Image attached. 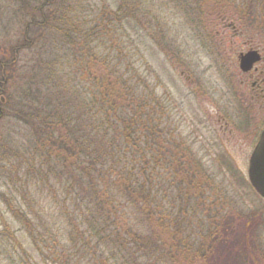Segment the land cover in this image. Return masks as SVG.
<instances>
[{
	"label": "rangeland",
	"instance_id": "374dc122",
	"mask_svg": "<svg viewBox=\"0 0 264 264\" xmlns=\"http://www.w3.org/2000/svg\"><path fill=\"white\" fill-rule=\"evenodd\" d=\"M43 1L0 0V264H92L68 238L66 188L81 180L71 173L77 158L59 149L57 133L41 138L33 125L56 118L79 146L80 117L98 89H113L119 51L165 109V117L155 111L162 136L154 157L164 167L163 211L171 207L185 229L161 231L197 245L217 213L247 216L245 240L259 247L248 264H264V200L247 179L248 143L264 125V104L238 66L250 47L264 56V39L239 17L243 0H140L134 22L131 0ZM38 11L49 22L27 31L40 23ZM178 160L195 178L185 168L172 181L167 169L178 172Z\"/></svg>",
	"mask_w": 264,
	"mask_h": 264
},
{
	"label": "trees",
	"instance_id": "16d2710c",
	"mask_svg": "<svg viewBox=\"0 0 264 264\" xmlns=\"http://www.w3.org/2000/svg\"><path fill=\"white\" fill-rule=\"evenodd\" d=\"M131 1L128 19L134 22L140 0ZM51 2L53 0H44L43 6ZM242 7L244 12H240L239 17L244 24L260 32L263 40L264 0H243ZM36 17L40 23L29 22L27 31L44 28L49 22V17L40 11ZM121 20L115 18L116 22ZM135 49L141 54L136 46ZM124 54L117 52L109 71V76H114L112 90L115 93L98 89L96 102L90 101L89 115L80 117L79 146L56 118L48 116L33 125L41 138L44 135L51 138L57 133L59 149L77 158V168H72L71 173H77L81 180L73 179L68 184L65 198L72 210V214L67 215L71 227L70 246L78 247L77 251L93 259L92 264H248L254 256L259 259L257 240L251 236L250 240H245L248 234L245 238L243 230L245 225L248 227L247 216L217 213L209 220L197 245L187 239L177 241L167 231H161L165 224L175 225L182 232L185 222L181 217L180 222L176 221L178 217L171 207L168 212L163 211V199L167 197V189H163L164 167L154 157L157 155L154 150L162 136L155 111L161 109L165 117V109L160 107L148 85L142 87V73L134 67L133 61L125 62ZM108 96H116V101L109 104ZM178 166V172L167 169L172 181L182 176L180 172L185 168L183 174H191V169L183 167L181 160ZM17 215L23 225L29 223L20 213ZM31 238L34 242L33 235ZM36 243V250L40 251ZM44 250L41 249L45 254ZM68 254L67 258H73L70 251Z\"/></svg>",
	"mask_w": 264,
	"mask_h": 264
},
{
	"label": "water",
	"instance_id": "95a60500",
	"mask_svg": "<svg viewBox=\"0 0 264 264\" xmlns=\"http://www.w3.org/2000/svg\"><path fill=\"white\" fill-rule=\"evenodd\" d=\"M259 61L260 56L256 51L241 54L238 62L239 69L244 73L248 72ZM247 177L251 187L264 200V130L261 132L259 140L250 155Z\"/></svg>",
	"mask_w": 264,
	"mask_h": 264
},
{
	"label": "flooded vegetation",
	"instance_id": "af4514ba",
	"mask_svg": "<svg viewBox=\"0 0 264 264\" xmlns=\"http://www.w3.org/2000/svg\"><path fill=\"white\" fill-rule=\"evenodd\" d=\"M250 50H256L259 52L260 61L256 65H254L252 70H250L247 73H242V75L245 76V79H246V76L248 77V75H249V78L252 79V82L250 83V90L256 95L257 97L256 100H259V104L261 101L263 105L264 104V56L261 55L258 47H255V48L250 47L245 52H248ZM258 66H262V67L259 68ZM259 107H262V106L259 105ZM263 129H264V125L261 127V130L255 132L252 135L251 142L248 143V145L250 146L253 145V148H254V146L256 145L259 139V135Z\"/></svg>",
	"mask_w": 264,
	"mask_h": 264
}]
</instances>
